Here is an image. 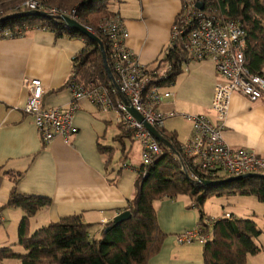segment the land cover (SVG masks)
I'll return each mask as SVG.
<instances>
[{"label":"crops","instance_id":"1","mask_svg":"<svg viewBox=\"0 0 264 264\" xmlns=\"http://www.w3.org/2000/svg\"><path fill=\"white\" fill-rule=\"evenodd\" d=\"M109 7L125 23L127 48L147 69L162 74L167 66L160 62L169 51L183 0H111ZM84 48L80 39L58 37L40 29L0 41V250L16 247L19 226L25 216L22 208L5 207L14 189L20 195L51 200L50 206L31 218V233L71 216H81L85 223L97 225L101 230L124 212L134 195L142 164H128V160V168H122L116 183L110 182L121 167L115 162L121 152L115 139L122 133L117 112H102L89 101L81 100L74 118L77 132L69 143L60 138L44 145L33 118L24 111L28 99L24 79L42 81L46 106L61 109L70 106L72 94L65 85L74 70L75 57ZM218 79L212 61L190 62L175 85L168 87L173 97L161 110L175 111L178 115L167 119L166 124L169 120L176 121L172 128L165 124V130L175 133L181 144L192 136V125L184 115H205L213 123L218 122L212 110ZM223 137L234 149L264 155V96L252 103L234 94ZM100 145L115 151L112 155L103 154ZM110 157L113 172L108 174L106 165ZM15 176L20 177L17 182ZM188 204L187 196L163 198L155 203L160 227L168 238L161 253L149 264H204L203 246L199 250L197 243L176 242V236L197 227L199 222V212L187 209ZM261 237L256 244L262 250L250 256L248 264H264ZM10 262L13 260L0 264H13Z\"/></svg>","mask_w":264,"mask_h":264},{"label":"trees","instance_id":"2","mask_svg":"<svg viewBox=\"0 0 264 264\" xmlns=\"http://www.w3.org/2000/svg\"><path fill=\"white\" fill-rule=\"evenodd\" d=\"M27 1H38L46 7L61 11H76L77 21L93 29L104 46L108 65L111 66V52L108 38L101 34L100 27L112 17L119 16L110 10L111 0H0V19L9 15L28 11L18 10ZM204 3V12L211 15L222 14L229 20L239 22L247 34V49L245 51L246 65L254 74L264 75V0H199ZM214 13V14H212ZM40 29L54 32L58 37L69 36L84 42L85 48L74 59V70L65 88L70 84L89 87L93 84L113 90L114 84L104 66L100 45L81 32L68 27L58 16L39 17L26 16L0 24V41L5 40L4 32L9 31L11 39L23 37L30 30ZM19 33V34H18ZM189 63V55L183 44L177 42L170 45L169 51L160 65L171 67L167 79L162 80L163 87L175 85L184 72V66ZM160 75L158 71H151ZM115 96L117 93H114ZM121 134L115 141L122 153L118 162L120 169L110 180L116 183L123 165L127 164L136 143L133 133L123 125L118 124ZM162 135L170 141L178 152V156L160 141L162 154L144 172L140 168L135 186V192L124 212L129 211L131 218L112 227L113 221L99 230L98 238H91L90 231L97 225L87 224L81 216L66 217L58 222L30 232V221L40 210L51 205V200L43 197L20 195L14 189L6 208H22L25 216L22 218L18 242L16 246L24 248L25 253H18L15 246L0 250V261L19 260L21 264H149L157 257L164 246L168 235L159 224L155 203L163 198L187 196V209L199 212L197 226L204 228L210 238L203 250L204 264H248L249 257L258 255L261 248L256 239L263 231L251 219H236L231 217L214 220L213 226L206 221L204 207L213 197L249 196L255 197L264 204V178H244L217 187H207L203 182H195L187 174L181 164V144L175 133L161 129ZM103 154L112 155L114 148H104ZM112 157L106 165L108 174ZM264 175V174H262ZM19 176L14 179L17 182ZM223 180V179H220ZM203 181H218L207 178Z\"/></svg>","mask_w":264,"mask_h":264},{"label":"built area","instance_id":"3","mask_svg":"<svg viewBox=\"0 0 264 264\" xmlns=\"http://www.w3.org/2000/svg\"><path fill=\"white\" fill-rule=\"evenodd\" d=\"M198 2L183 0L182 11L173 27L171 45L182 43L189 55V63L212 61L215 64L219 79L212 110L218 122L213 123L205 115H184L192 125V136L181 147L179 157L182 167L195 182H203L207 178L220 180L264 174V155L249 149H234L223 137L231 97L238 94L252 103L261 100L264 96V75L252 73L246 65L247 34L242 25L222 14L211 15L200 11ZM18 10L40 11L53 17L67 16L77 21L75 10L61 11L38 1H27ZM86 28L95 34L93 29ZM100 31L108 38L115 88L70 84L71 104L67 109H61L44 104L45 89L40 79H24V87L28 91L24 111L33 118L44 145L60 138L69 143L77 132L74 118L81 100L89 101L102 112H117L118 124L132 131L134 141L140 146L141 167L145 172L162 154V149L144 123L160 131L165 128L168 118L178 115L175 111L164 113L161 110L162 105L173 97L168 87L161 85L162 80L169 76L171 67L168 66L160 75L151 73L127 48V29L120 16L107 20ZM12 36L9 31L4 32V39H11ZM129 108L138 112L143 122L137 120ZM123 168H128V165L124 164ZM226 216L231 217L230 214ZM213 221L206 222L213 226ZM204 231L203 227L197 226L176 236V242L205 246L210 235Z\"/></svg>","mask_w":264,"mask_h":264},{"label":"rangeland","instance_id":"4","mask_svg":"<svg viewBox=\"0 0 264 264\" xmlns=\"http://www.w3.org/2000/svg\"><path fill=\"white\" fill-rule=\"evenodd\" d=\"M175 121V119L169 120L166 126H168V128H172L171 125H173ZM131 145V158L129 159L128 164H141L140 146L136 143H127L128 148H130ZM120 153H117V156L115 157V162L119 160ZM204 211L207 215L206 219L211 220L225 218L227 214L232 215V217L236 219L254 220L258 224L259 228L263 231L260 241L262 242V244H264V204L259 202L257 198L249 196L213 197L209 199L205 204ZM90 237L92 239L99 237V229L97 227H93L91 229ZM196 248L202 250L203 247L202 245L197 244ZM15 250L18 253H25L24 248L21 246H16ZM10 263L21 264L19 260H13V262Z\"/></svg>","mask_w":264,"mask_h":264},{"label":"water","instance_id":"5","mask_svg":"<svg viewBox=\"0 0 264 264\" xmlns=\"http://www.w3.org/2000/svg\"><path fill=\"white\" fill-rule=\"evenodd\" d=\"M197 8L200 11H204L205 7H204V3L203 2H198L197 3ZM26 16H41V17H48L50 18L51 16L45 12H40V11H30V12H24V13H19V14H14V15H9L6 16L4 18L0 19V24L13 20V19H17V18H22V17H26ZM60 20H62L68 27H70L71 29L81 32L82 34L87 35L89 38H91L92 40L96 41L101 48V52H102V56H103V61H104V66L106 68V71L109 75L110 80L112 81L113 84H115V78L114 75L108 65V60H107V55L103 46V43L101 41V39L88 31V29L82 25L81 23H79L78 21L64 16V17H58ZM130 113L139 121L143 122V117L136 112L133 108H129ZM144 125L146 126V128L151 132V134L161 143H163L167 148H169L171 151H173L175 153V155L178 156V152H176L175 147L173 146V144L168 141V139H166L162 133L158 130H156L154 127L148 125L147 123H144ZM244 178H264V175L262 174H249L246 176H242V177H231V178H227V179H223V180H218V181H203V185L207 186V187H217L220 185H224L227 184L229 182H233V181H238ZM131 218V213L129 211L123 212L121 214H119L118 216H116L113 219V226L107 228V230L109 231L110 229H112L113 227H115L116 225H119L127 220H129Z\"/></svg>","mask_w":264,"mask_h":264}]
</instances>
